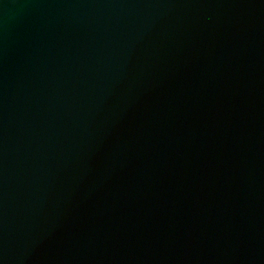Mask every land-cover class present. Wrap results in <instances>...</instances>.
<instances>
[{
	"label": "water",
	"instance_id": "95a60500",
	"mask_svg": "<svg viewBox=\"0 0 264 264\" xmlns=\"http://www.w3.org/2000/svg\"><path fill=\"white\" fill-rule=\"evenodd\" d=\"M0 264H264V0H0Z\"/></svg>",
	"mask_w": 264,
	"mask_h": 264
}]
</instances>
